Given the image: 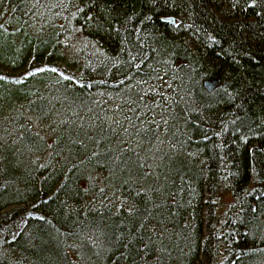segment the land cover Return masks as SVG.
<instances>
[{"label": "trees", "instance_id": "1", "mask_svg": "<svg viewBox=\"0 0 264 264\" xmlns=\"http://www.w3.org/2000/svg\"><path fill=\"white\" fill-rule=\"evenodd\" d=\"M0 264H264V0H0Z\"/></svg>", "mask_w": 264, "mask_h": 264}, {"label": "rangeland", "instance_id": "2", "mask_svg": "<svg viewBox=\"0 0 264 264\" xmlns=\"http://www.w3.org/2000/svg\"><path fill=\"white\" fill-rule=\"evenodd\" d=\"M53 14L61 16V14L63 13L62 10L58 8ZM71 20L72 19L70 18L69 21L71 22ZM68 24L70 27L65 28V29H69V31L68 34L64 37V40L68 47L66 48L70 60L72 57H77L83 64H88L92 68L94 66H97L99 62L104 60L103 51L101 50V48L97 45V43L94 40L86 37L85 34L81 32L79 28L76 27V25H74L73 23L72 24L68 23ZM75 62H78V60ZM59 66L63 67L61 66V64ZM30 119H31L30 124L32 129L38 134H41L43 137L49 138V133L46 130V128L42 127L35 120L33 115H30ZM61 120L70 123L72 122V124H74L73 123L74 121H72L73 119H69L68 117H62ZM95 177L96 179L99 180L98 175Z\"/></svg>", "mask_w": 264, "mask_h": 264}, {"label": "water", "instance_id": "3", "mask_svg": "<svg viewBox=\"0 0 264 264\" xmlns=\"http://www.w3.org/2000/svg\"><path fill=\"white\" fill-rule=\"evenodd\" d=\"M218 83L217 78H209L205 81V87L208 91H213L217 88Z\"/></svg>", "mask_w": 264, "mask_h": 264}, {"label": "bare ground", "instance_id": "4", "mask_svg": "<svg viewBox=\"0 0 264 264\" xmlns=\"http://www.w3.org/2000/svg\"><path fill=\"white\" fill-rule=\"evenodd\" d=\"M86 36V35H85ZM87 37V36H86ZM89 38V37H88ZM66 70H68V69H66ZM64 73H66V74H68V73H70V74H72L70 71L69 72H64ZM71 76V75H70ZM41 135V134H40ZM48 141H51L50 139H48Z\"/></svg>", "mask_w": 264, "mask_h": 264}]
</instances>
